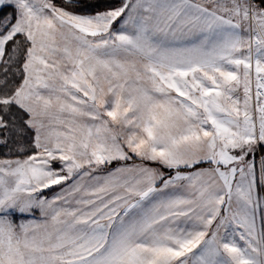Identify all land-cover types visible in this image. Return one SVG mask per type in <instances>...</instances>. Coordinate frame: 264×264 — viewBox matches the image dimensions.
<instances>
[{"label": "snow or ice", "instance_id": "obj_1", "mask_svg": "<svg viewBox=\"0 0 264 264\" xmlns=\"http://www.w3.org/2000/svg\"><path fill=\"white\" fill-rule=\"evenodd\" d=\"M0 264H264V0H0Z\"/></svg>", "mask_w": 264, "mask_h": 264}, {"label": "trees", "instance_id": "obj_2", "mask_svg": "<svg viewBox=\"0 0 264 264\" xmlns=\"http://www.w3.org/2000/svg\"><path fill=\"white\" fill-rule=\"evenodd\" d=\"M4 151H5V149L0 148V155H3Z\"/></svg>", "mask_w": 264, "mask_h": 264}]
</instances>
